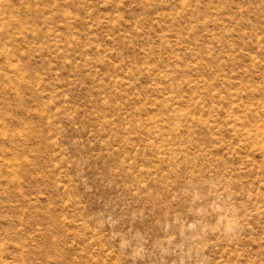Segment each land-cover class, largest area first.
I'll return each mask as SVG.
<instances>
[{"label":"rangeland","instance_id":"374dc122","mask_svg":"<svg viewBox=\"0 0 264 264\" xmlns=\"http://www.w3.org/2000/svg\"><path fill=\"white\" fill-rule=\"evenodd\" d=\"M0 264H264V0H0Z\"/></svg>","mask_w":264,"mask_h":264}]
</instances>
